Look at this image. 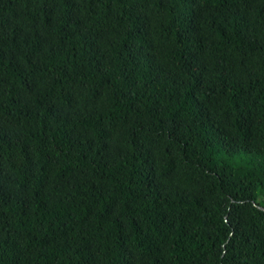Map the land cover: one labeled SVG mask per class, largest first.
<instances>
[{
  "label": "trees",
  "instance_id": "16d2710c",
  "mask_svg": "<svg viewBox=\"0 0 264 264\" xmlns=\"http://www.w3.org/2000/svg\"><path fill=\"white\" fill-rule=\"evenodd\" d=\"M0 264H264V0H0Z\"/></svg>",
  "mask_w": 264,
  "mask_h": 264
}]
</instances>
